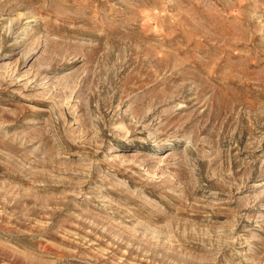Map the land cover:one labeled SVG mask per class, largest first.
<instances>
[{
    "label": "rangeland",
    "instance_id": "rangeland-1",
    "mask_svg": "<svg viewBox=\"0 0 264 264\" xmlns=\"http://www.w3.org/2000/svg\"><path fill=\"white\" fill-rule=\"evenodd\" d=\"M0 264H264V0H0Z\"/></svg>",
    "mask_w": 264,
    "mask_h": 264
}]
</instances>
